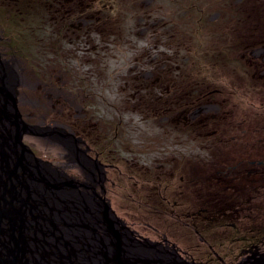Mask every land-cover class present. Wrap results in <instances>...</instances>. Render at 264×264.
Masks as SVG:
<instances>
[{
  "label": "rangeland",
  "instance_id": "374dc122",
  "mask_svg": "<svg viewBox=\"0 0 264 264\" xmlns=\"http://www.w3.org/2000/svg\"><path fill=\"white\" fill-rule=\"evenodd\" d=\"M263 42L264 0H0V61L34 127L23 143L92 184L43 129L80 139L103 159L95 192L136 239L186 262L264 249ZM191 103L209 112L192 119ZM195 205L222 211L191 223Z\"/></svg>",
  "mask_w": 264,
  "mask_h": 264
},
{
  "label": "water",
  "instance_id": "95a60500",
  "mask_svg": "<svg viewBox=\"0 0 264 264\" xmlns=\"http://www.w3.org/2000/svg\"><path fill=\"white\" fill-rule=\"evenodd\" d=\"M19 85L0 61V264H198L140 242L96 186L37 158L23 143L34 127L19 110ZM43 130L74 146L91 177L98 173L101 165L76 147L80 139L62 129ZM239 264H264V254Z\"/></svg>",
  "mask_w": 264,
  "mask_h": 264
},
{
  "label": "flooded vegetation",
  "instance_id": "af4514ba",
  "mask_svg": "<svg viewBox=\"0 0 264 264\" xmlns=\"http://www.w3.org/2000/svg\"><path fill=\"white\" fill-rule=\"evenodd\" d=\"M264 43V42H263ZM263 43H260V47L258 48V50H253V54L255 53V52H258V54H255L254 55V57H257L258 55L259 56H262L263 55V58H262V60H263V62H264V44ZM251 54H252V52H251ZM190 108H192V109H195L194 111H193V113L191 114V118L193 119V118H196V117H199L201 114H203V113H208L209 112V109H210V106H208V105H205V104H202V105H196V104H192L191 103V106H189ZM212 117H214V116H212ZM199 121V120H198ZM81 143V142H80ZM83 143V142H82ZM95 155V157H96V160H94L93 158H91L89 155H87V154H85V156H87L88 157V160H89V162H91V163H93V162H100L99 163V165H101V167H99L98 168V173H97V175L99 176V183L96 181V179H97V177H96V174H94V176L92 175V178H91V181H92V184L94 185V186H101V188H103V190L105 191V189H104V187L102 186V184H103V182H104V178H103V173L101 172L102 171V167H103V159L99 156V154H94ZM100 159V160H99ZM87 166L89 167V165L87 164ZM90 167L91 168H93L91 165H90ZM93 170V169H92ZM93 172V171H92ZM97 171H95L94 173H96ZM212 208H208V209H210L211 211H212V213L211 214H205L206 212H208V210L206 211V210H201V208L199 207H196V205H195V208L191 211V212H189L188 214H186L187 215V218H191V223H194L197 219H198V217H200V218H202V216H209V215H212V214H217L218 216L220 215V212L222 211V210H220L221 208H216V207H214V206H211ZM201 211L203 212V213H201ZM205 211V212H204ZM194 220V221H193ZM208 220H211V219H208ZM193 226V225H192ZM258 242H255L254 244H252V245H250L249 246V249H242V252H241V255L240 256H242V260L243 261H245L246 259H248L249 257H251L253 254H261L263 251H264V249H262V247L261 246H258ZM250 256H249V255ZM246 255H248L247 257H246ZM241 260V261H242ZM242 261V262H243ZM222 262H223V260H222ZM196 263H198V262H196ZM198 264H200V263H198Z\"/></svg>",
  "mask_w": 264,
  "mask_h": 264
}]
</instances>
